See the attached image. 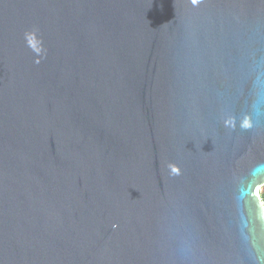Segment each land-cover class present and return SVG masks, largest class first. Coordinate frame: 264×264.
Masks as SVG:
<instances>
[{"label":"water","instance_id":"1","mask_svg":"<svg viewBox=\"0 0 264 264\" xmlns=\"http://www.w3.org/2000/svg\"><path fill=\"white\" fill-rule=\"evenodd\" d=\"M264 0H0V264H264Z\"/></svg>","mask_w":264,"mask_h":264},{"label":"rangeland","instance_id":"2","mask_svg":"<svg viewBox=\"0 0 264 264\" xmlns=\"http://www.w3.org/2000/svg\"><path fill=\"white\" fill-rule=\"evenodd\" d=\"M259 195L262 197V195H264V188L259 190ZM262 199V198H261Z\"/></svg>","mask_w":264,"mask_h":264},{"label":"trees","instance_id":"3","mask_svg":"<svg viewBox=\"0 0 264 264\" xmlns=\"http://www.w3.org/2000/svg\"><path fill=\"white\" fill-rule=\"evenodd\" d=\"M261 198H262V201H263V204H264V195H262V197H261Z\"/></svg>","mask_w":264,"mask_h":264}]
</instances>
